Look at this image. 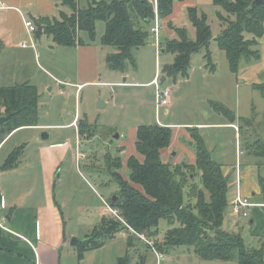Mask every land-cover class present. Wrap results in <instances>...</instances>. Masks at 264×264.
I'll return each instance as SVG.
<instances>
[{
  "label": "trees",
  "instance_id": "1",
  "mask_svg": "<svg viewBox=\"0 0 264 264\" xmlns=\"http://www.w3.org/2000/svg\"><path fill=\"white\" fill-rule=\"evenodd\" d=\"M57 1L69 6L72 13L61 12L59 18L42 17L36 21V25L41 24L43 32L52 37L56 45L73 47L82 44V32L94 41L97 37L96 23L102 21L105 23L102 44L117 50L107 58L109 67L122 72L128 65L136 67L133 51L147 45L154 24V7L149 1L94 0L87 8H81L76 0ZM175 1L186 0H158V13L162 20L172 15ZM253 1L215 0L229 14L227 18L221 16L227 27L217 41L219 48L226 52L234 72L239 70L242 61L259 58L257 39L264 36V2L251 8ZM188 13L196 29V40H189L185 29L175 27L169 21L168 25L177 38L167 37L161 41L162 49L176 54L175 62L163 69V74L169 78L178 75L187 78L191 56L208 48L212 40L211 28L204 16L199 18L195 8H188ZM230 15L236 19L232 20ZM247 33L253 38H247ZM206 59L211 62L209 55ZM257 89L264 94V84L258 85ZM39 101L38 88L31 83L0 87V117H8L0 126L2 140L18 129L39 125ZM218 110L224 111L225 115L229 112L221 106ZM230 121L233 124L235 117L231 116ZM90 127L87 122H81V135L94 136L96 130L90 132ZM188 130L196 156L193 165L163 162L161 151L170 147L173 130L159 124L138 127L135 149L142 160L136 156L128 159L127 179L121 174V158L106 155L112 162V179L119 186L108 202L119 211L126 224L115 218L102 217L86 239L78 240L75 247L81 259L87 252L103 248L121 232L129 231V227L148 238H157L161 221H166L170 228L161 243L156 244L165 255L175 247L186 246L193 248L204 260L264 264V243L260 248H250L240 234L223 229L233 184L230 176L224 174L223 166L212 158L198 129ZM23 150L24 146H21L14 151L6 162V168H12L19 162ZM256 153L264 158V146ZM199 174L201 185L197 180ZM259 182L261 194L258 197L262 196L259 203L264 204V180L260 178ZM113 197L116 200L113 201ZM133 245L131 237L128 246ZM118 264H129V254L119 258ZM137 264H147L146 259L141 256Z\"/></svg>",
  "mask_w": 264,
  "mask_h": 264
},
{
  "label": "rangeland",
  "instance_id": "2",
  "mask_svg": "<svg viewBox=\"0 0 264 264\" xmlns=\"http://www.w3.org/2000/svg\"><path fill=\"white\" fill-rule=\"evenodd\" d=\"M76 1L81 8H87L94 0ZM35 2L37 4L40 3V1ZM53 3L54 7L57 8V18L60 17L61 12L72 13L69 6L62 5L57 0H54ZM32 7L34 6L32 5ZM188 8H195L198 17L204 16L205 21L211 28L212 40L208 48L205 47L199 53L191 56L187 78L182 75H178L176 78H169L167 75L160 77L159 75L160 84L164 88L171 89L172 103L168 114L165 115V110L161 109L157 116L160 122L165 124L163 126L174 123L182 125L180 128L186 129L197 127L196 124L200 123L216 124L221 121V128H210L204 132L199 130V134L205 141L212 158L221 163L224 168H230V171L233 170V172L235 170V173L239 174L240 186L244 184L242 172L249 165H252L253 169L256 168V172L253 173V179L261 189L259 179L260 176L264 179V158L258 156L256 151L264 146V94L257 89V86L264 84V36L257 39L259 58L251 61H242L239 70L234 72L230 68L226 52L219 48L217 41L227 27L221 16L227 18L229 14L217 5L215 0H194L188 5ZM188 8H181V11H176L171 21L173 26L186 30L189 40L195 41L197 38L196 29L190 20ZM230 18L232 20L236 19L233 15H230ZM167 27L170 29L168 22ZM164 30L165 28L161 30V41L166 36ZM83 33L87 34L86 32ZM104 33L105 23L98 21L96 23L97 37L100 38ZM246 36L249 39L253 38V35L248 33ZM153 37L150 34L147 45L134 49L133 55L136 67L128 65L130 70L133 69V73L129 75L130 80H137L138 78V80L148 82L155 76L157 71L162 74L165 66L175 62L176 54L161 48L157 52ZM173 38H177L175 32L170 39ZM207 55L210 56L211 62L207 61ZM163 78L168 79L164 85L161 83ZM51 85L55 86L54 82ZM43 89V87L40 88L39 124L41 120L51 123V120L56 121L63 118L66 120L73 118L74 115H78L81 120H86L88 119L86 114H89L88 107L91 108L92 120L99 125L104 120L116 123L114 129H112L113 131L110 130L111 142L109 146L102 144L100 140H96L94 147L85 144V142L81 144L84 151L92 148L97 152H95L97 155L94 162L91 158H82L77 160L76 163L73 162L72 165L65 162L61 167L64 172V182L59 183L56 187L55 198L57 200L59 198L65 199L67 206L65 215L66 218L71 219V230L76 235L73 239L84 240L97 225V218H99L104 206L103 199L109 201L119 189L118 184L111 176L113 170L112 162L106 157L107 153L115 157L119 156L116 148L117 142L114 137L117 134L128 137V126L130 124H157L155 104H149V94L152 93V100L155 95L154 87L128 90L130 95H140L143 97V102L146 101L147 103L145 102V105L140 106L135 102H130L132 106H128L129 109L127 108L123 112L112 110L110 107L99 109L103 98H98L97 93H94L90 87H86L82 91L77 102L71 95L59 96L54 94L51 96L47 89H45L46 91ZM107 92L108 90H105V94H103L105 98L109 96ZM64 97L66 98L64 99ZM50 101H52L51 106H49ZM219 106L227 109L229 111L228 114L225 115L224 111L218 110ZM52 110H54V113H51ZM231 116L235 117L233 124L236 127L231 125ZM218 117L221 118L218 119ZM47 131L50 130L42 128L39 132L42 135V133H47ZM51 142H54V138L45 143L49 145ZM105 150H107L106 154ZM30 151L31 148L26 149L25 153L29 154ZM4 152H2V163L4 162ZM21 156L20 159L23 161L24 158ZM187 160L188 156L185 161ZM93 165L96 166L94 169H92ZM71 166H73L74 170L72 176L67 174V171L71 170ZM56 170H59V164ZM59 172L57 171L56 174ZM122 174L128 176L129 171L123 168ZM234 175L236 176V174L230 175V180L233 184L228 196L230 200L236 193V185L238 186V180H236V184L234 182ZM241 196L247 198L242 194ZM253 197H248L247 199L254 206L258 205L262 196ZM254 206L245 209L247 216H243L242 213L237 216L232 211L231 203L223 223V229L240 234L250 248H260L264 243V205ZM169 228L170 226L166 221H161L160 234L157 238H150L151 241L155 242V244L161 243ZM257 232H260V235H256ZM131 237L134 245L129 247L128 240ZM135 237L129 231H123L115 240L109 241L104 248L87 252L84 263L76 258L77 264H118V259L125 258L127 253L129 254V264H137L141 256L146 259L147 264H156L157 260L150 246ZM67 255L68 252L65 251L63 263L67 261ZM71 255H74V257L78 255L75 246L70 248ZM162 264L238 263L237 261L204 260L194 252L193 248L180 246L171 249L166 255V261Z\"/></svg>",
  "mask_w": 264,
  "mask_h": 264
},
{
  "label": "crops",
  "instance_id": "3",
  "mask_svg": "<svg viewBox=\"0 0 264 264\" xmlns=\"http://www.w3.org/2000/svg\"><path fill=\"white\" fill-rule=\"evenodd\" d=\"M0 1L4 4L0 7V87L28 82L38 88L40 101V88L43 87V90L47 89L51 96L54 94L71 95L75 102L78 101L82 91L86 87H90L94 93H97L98 98H103L99 109L110 107L112 110L122 112L129 109L128 106H132L130 102H135L140 106L145 105L146 102H143V97L140 95H130L128 90L154 87L155 95L152 100V93L149 94V104H155L156 109L154 81L157 75L164 76L163 73L159 74L157 71L151 80L144 82L138 78L130 80L129 75L133 73V69L127 68L124 72L111 69L107 58L115 54L117 50L102 44L101 38L104 34L92 41L87 34L82 32L80 33L82 44L73 47L56 45L52 37L44 32L40 35L34 34L32 42L25 22L31 21L36 24L37 19L42 17L57 18V8L53 5L54 0ZM35 1H40V3L37 4ZM192 1L194 0L174 2L172 15L162 20V28H165L166 35L164 38H172L174 34V31L167 27V22L171 21L176 11L188 8ZM153 38L156 43L155 37ZM167 80V78H163L161 83L164 85ZM53 82L55 86L51 85ZM162 87L164 88V86ZM105 90H108V98L103 96ZM52 101L49 102V106ZM170 107L159 110L164 109L166 115L169 113ZM159 110L156 109V122L163 126L165 124L160 122L157 116ZM51 113H54V110ZM88 113L86 120H81L78 115L66 120L63 117L62 120H51L53 124L41 120L38 126L18 129L3 140L0 136V204L4 201V207L0 208V215L5 217L7 228L5 230L0 227V264H77L76 258L85 262L87 253L82 259L79 255L77 257L70 256V248L73 246L71 243L76 235L71 230V219L66 218L65 215L67 207L65 199L57 200L55 189L59 183L64 182V172L61 167L65 162L72 165L73 162L76 163L82 158H91L93 162L96 160L97 152L92 148L84 151L81 147L83 142L92 147L96 140H100L106 146L110 145L109 134L113 131L116 123L104 120L99 125L92 120V112L89 107ZM220 118L218 117V119ZM84 121L91 126L90 132L97 131L94 136L81 135L80 123ZM231 125L236 127L235 124ZM140 126L142 124H130L128 137L122 134H117L119 137H114L119 155L117 157L121 158L123 168L127 169L126 165L131 156L142 160L135 149L137 130ZM166 126H172L173 134L170 147L161 151L163 162L174 165L182 162L195 164L196 156L188 128H180L182 125L174 123H169ZM196 126L194 128L204 132L210 128H221V121L216 124L200 123ZM42 128L50 130L47 133H42V135H47L45 138L39 132ZM53 138L54 142L46 145L45 142H49ZM21 146H24L25 149L21 156L24 158L23 161L20 159L14 167L6 168L7 160ZM29 148H31L29 154L25 153ZM3 151L5 152L2 163ZM187 156L188 160L185 161ZM58 164L59 170H56ZM94 167L96 166L93 165L92 169ZM57 171L60 172L56 174ZM223 171L228 176L236 174V176L234 175L236 184L237 172L230 171V168H224V166ZM254 172H256V168L253 169L252 165L242 172L244 184L240 186V192L247 198L258 197L261 194L259 185L253 179ZM67 174L71 176L74 174L73 166H71V170L67 171ZM122 175L125 179L129 176ZM260 178L262 177L260 176ZM198 183L201 185V176H199ZM237 191L236 185V193ZM236 193L231 200L229 198L230 205ZM258 205L264 204L259 203ZM258 205L254 207H259ZM102 217H105L104 206L96 224L101 221ZM256 235H260V232H257ZM65 251L68 252V255L66 263H63Z\"/></svg>",
  "mask_w": 264,
  "mask_h": 264
},
{
  "label": "built area",
  "instance_id": "4",
  "mask_svg": "<svg viewBox=\"0 0 264 264\" xmlns=\"http://www.w3.org/2000/svg\"><path fill=\"white\" fill-rule=\"evenodd\" d=\"M149 1L153 7H154V13H155V18H154V24L150 29V33L155 37L156 39V44L158 46V50L160 51V48L162 47L161 43V30H162V19L159 16L158 13V0H147ZM4 4L2 1H0V7L3 6ZM25 25L28 29L29 35H30V40H33L34 34L37 33V25L31 21H26ZM33 42V41H32ZM26 47L27 45H22ZM154 85L156 87V109L157 111L160 108H169L171 106V89L169 88H163L159 82V75H157ZM239 174L237 175V180H238V193L236 194L235 198L232 201V211L235 213L237 216H240L242 213L243 216H247V212L245 209L253 207L254 204H252L247 198H244L241 196L240 191H239ZM104 203V213L105 217L109 218H115L120 221H122L124 224L125 221L121 218L120 213L117 209L113 208L110 206L109 202L103 199ZM4 207V201L1 202L0 208ZM6 219L5 217L0 215V227L2 229H7L5 226ZM129 232L135 235L137 238H139L142 242L146 243L147 245L150 246L152 251L155 254L156 257V264H162L164 261H166V255L160 252L157 249V246L155 242L151 241L150 238H148L145 234H139L136 231H134L132 228L129 227Z\"/></svg>",
  "mask_w": 264,
  "mask_h": 264
},
{
  "label": "water",
  "instance_id": "5",
  "mask_svg": "<svg viewBox=\"0 0 264 264\" xmlns=\"http://www.w3.org/2000/svg\"><path fill=\"white\" fill-rule=\"evenodd\" d=\"M263 2H264V0H254L252 5H251V8H254V7L258 6L261 3H263ZM42 33H43V26L41 24H37V34L40 35ZM7 119H8V117H0V125L5 123ZM45 136H47V135H45V134L42 135L43 138H45ZM116 137H119V135H116ZM114 200H116V197H113V201ZM77 243H78V240L77 239H73L71 244L73 246H76Z\"/></svg>",
  "mask_w": 264,
  "mask_h": 264
}]
</instances>
